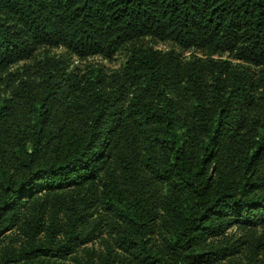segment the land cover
Segmentation results:
<instances>
[{
  "label": "trees",
  "instance_id": "1",
  "mask_svg": "<svg viewBox=\"0 0 264 264\" xmlns=\"http://www.w3.org/2000/svg\"><path fill=\"white\" fill-rule=\"evenodd\" d=\"M0 264H264V0H0Z\"/></svg>",
  "mask_w": 264,
  "mask_h": 264
},
{
  "label": "rangeland",
  "instance_id": "2",
  "mask_svg": "<svg viewBox=\"0 0 264 264\" xmlns=\"http://www.w3.org/2000/svg\"><path fill=\"white\" fill-rule=\"evenodd\" d=\"M156 47L158 49L167 50V49L172 48L173 45H171V44H169V45L158 44V45H156ZM177 50L179 52H181L178 48H177ZM55 53H57V51H55ZM182 54H184V56H188V55H190V52L186 51L185 53H182ZM123 62H124L123 55L118 54L112 61L104 60V59H101L100 57L89 58L85 61L77 59V58H73L72 59V66L74 68H76L77 71H80V70H83L87 65L93 64V65H97V66H102L105 69L112 71V70H118L122 66Z\"/></svg>",
  "mask_w": 264,
  "mask_h": 264
}]
</instances>
